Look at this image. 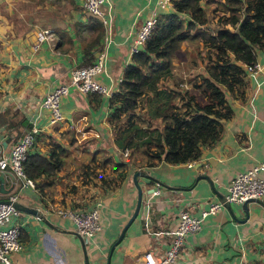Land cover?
I'll return each mask as SVG.
<instances>
[{
    "label": "crops",
    "instance_id": "obj_1",
    "mask_svg": "<svg viewBox=\"0 0 264 264\" xmlns=\"http://www.w3.org/2000/svg\"><path fill=\"white\" fill-rule=\"evenodd\" d=\"M81 2L0 0V155L31 127L36 133L29 152L45 155L51 141L63 148L60 169L33 180V188L4 177L10 191L0 198L16 194L18 202L41 215L19 211L13 218L22 247L10 258L23 264H139L145 250L166 248L180 209L198 216L218 201L210 185L225 198L234 174L264 160V49L255 52L260 70L245 73L243 97L229 99L232 113L222 121L219 137L193 160L147 166L139 153L123 156L107 122L108 96L97 93L69 88L61 99L63 121L50 125L42 96L66 82L73 66L91 62L101 50L105 61L97 79L116 90L130 61L132 38L156 7L155 0H108L100 6L102 23L101 17L85 13ZM94 21L102 31L85 55L82 48L96 37ZM41 28L51 30V40H36ZM182 43L188 52V42ZM134 171L151 177L136 176L141 192L148 187L153 192L143 195L136 216L115 242L135 205ZM259 174L264 177V168ZM95 199L101 202V227L90 237L78 235L69 219L55 213L61 207H89ZM239 208L237 203L229 209L221 205L207 213L201 227L185 236L176 264H264V194L247 202L246 217Z\"/></svg>",
    "mask_w": 264,
    "mask_h": 264
},
{
    "label": "trees",
    "instance_id": "obj_2",
    "mask_svg": "<svg viewBox=\"0 0 264 264\" xmlns=\"http://www.w3.org/2000/svg\"><path fill=\"white\" fill-rule=\"evenodd\" d=\"M171 8L156 15L149 36L131 54L108 97L114 144L128 155L141 154L147 166L193 160L214 142L232 113L229 99L243 97V66L264 49V0H171ZM208 13L215 16L213 24ZM93 29L96 37L82 48L85 55H90L101 23L94 21ZM189 39L200 41L198 63L191 62L197 71L174 78L172 58ZM62 152L52 141L45 155L28 151L25 175L32 180L55 175Z\"/></svg>",
    "mask_w": 264,
    "mask_h": 264
},
{
    "label": "built area",
    "instance_id": "obj_3",
    "mask_svg": "<svg viewBox=\"0 0 264 264\" xmlns=\"http://www.w3.org/2000/svg\"><path fill=\"white\" fill-rule=\"evenodd\" d=\"M106 2L108 0H82L81 8L91 16L101 17L102 23H106L100 10L101 4ZM155 4V9L142 20L135 32L128 48L129 56L143 45L154 25L156 15L160 11H167L171 7V0H155ZM35 38L37 41L51 40V30L48 28L38 29L35 32ZM104 61L105 52L101 50L97 52L90 63L73 66L66 82L56 84L42 96L40 104L46 109L50 125L63 121L61 99L68 94L69 88L79 94L97 93L108 97L112 94L111 87L97 79V75L104 68ZM260 66L258 62L253 61L244 65L243 68L246 74H255L260 70ZM35 133L34 127L29 128L13 142L6 153L0 155V170L8 169L18 180L20 187H34V181L28 178L23 171V161L33 144ZM121 153L126 156L128 150H121ZM263 168L264 160L234 174L226 187L225 200L230 204H240L247 199H259L264 194V177L259 174ZM7 198L11 201L17 200V195L10 194ZM100 203L99 199H95L89 207H61L57 208L55 213L69 219L75 232L81 237L87 238L98 232L101 227ZM220 204L218 201L211 202L207 208L201 210L198 216L191 214L186 209H180L177 212L175 228L167 233L166 248L161 252L145 250L139 264H176L181 255L185 236L197 231L203 223V217L207 213L214 214L221 207ZM18 214L19 210L10 202H0V264H23L10 258L11 252L20 250L22 247L18 236L19 224L13 220Z\"/></svg>",
    "mask_w": 264,
    "mask_h": 264
},
{
    "label": "water",
    "instance_id": "obj_4",
    "mask_svg": "<svg viewBox=\"0 0 264 264\" xmlns=\"http://www.w3.org/2000/svg\"><path fill=\"white\" fill-rule=\"evenodd\" d=\"M5 175H8V176H10V178L14 179V176L11 175L10 173L6 172L5 170H0V193L1 194H6L10 191L9 188H4V177H5ZM137 175H142L145 178H147L148 180L151 179V177L145 172L134 171L132 173V176H131L132 182L136 188L135 205H134L133 211L131 212L130 216L127 218L125 224L121 227L115 242L120 240V238L123 235L125 228L130 223V221L136 216L138 208L140 206V202L143 199V195L149 194L153 190V187H148L143 192H141V187L139 186V184L136 181ZM202 177L207 179L206 176H202ZM207 181H208V179H207ZM210 189L212 190L213 193H216L218 201L221 203V205L229 209L230 203L225 200L224 194H220V193L214 191L213 188L211 187V185H210ZM252 200H255V199H247V200H244L243 202L240 203L239 210L241 211V213H243L244 217L247 216L246 215L247 214V212H246L247 211V202L252 201ZM0 202H5V203L10 202L17 210L28 212V213L34 214L37 217L41 218V215L39 214L38 209L35 207H28V206H25L22 203L18 202L17 200L11 201L8 198H0ZM230 212H231V209H230ZM112 246H113V244L111 245V248H112Z\"/></svg>",
    "mask_w": 264,
    "mask_h": 264
},
{
    "label": "rangeland",
    "instance_id": "obj_5",
    "mask_svg": "<svg viewBox=\"0 0 264 264\" xmlns=\"http://www.w3.org/2000/svg\"><path fill=\"white\" fill-rule=\"evenodd\" d=\"M215 5L213 4H210L209 7H214ZM208 16H209V24H213L214 22V19H215V16H212V14H209L208 13ZM182 42H188V48L189 51H185L184 48H185V45L186 43H182ZM180 44H179V51L174 55V57L172 58V63L174 64V67H173V73L175 74L174 78H177V77H181V78H187V76H189L190 74H193L197 71V68L198 66L196 67H193L191 66L192 65V61L195 60L196 62L198 61V49L197 47L199 46L200 47V41L198 39H189V40H183ZM181 49L183 51H181ZM199 53H202V49L199 51ZM201 66V65H200ZM168 84H171L170 82ZM183 86H186L183 84ZM143 110V109H142ZM140 110L141 114H143V111ZM142 116V115H141ZM143 116H145L143 114ZM142 116V117H143ZM146 118V117H145Z\"/></svg>",
    "mask_w": 264,
    "mask_h": 264
}]
</instances>
